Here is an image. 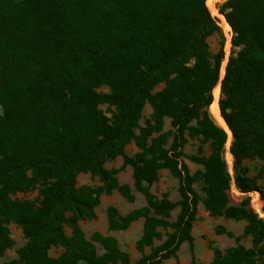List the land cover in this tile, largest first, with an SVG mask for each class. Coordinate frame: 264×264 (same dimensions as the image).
<instances>
[{
  "label": "trees",
  "instance_id": "16d2710c",
  "mask_svg": "<svg viewBox=\"0 0 264 264\" xmlns=\"http://www.w3.org/2000/svg\"><path fill=\"white\" fill-rule=\"evenodd\" d=\"M205 1L0 0V257L13 246L9 224L26 239L5 264H162L183 243L192 253L199 203L213 217L245 221L243 236L251 240L250 248L211 246L210 264H264V220L248 198L230 204L227 134L207 112L224 51L223 44L209 51L207 39L219 28ZM220 11L233 31L218 107L232 134L234 180L241 193L258 191L264 203L246 165L264 161V0H228ZM103 86L107 93L98 91ZM145 104L152 112L140 127ZM165 117L172 131L163 132ZM186 135L200 138L197 154L188 157L201 166L194 173L181 161ZM131 142L138 149L132 158L124 154ZM117 156L131 166L134 189L146 202L125 215L106 210L109 230L144 220L134 263L114 237L96 232L88 240L79 227L94 218L102 194L118 191L133 201L117 181L119 169L104 167ZM162 169L178 179L176 203L149 191ZM81 173L102 185L77 188ZM33 189L34 201L14 198ZM160 229L172 232L154 246ZM215 233L233 237L222 226ZM52 247L62 252L51 257Z\"/></svg>",
  "mask_w": 264,
  "mask_h": 264
},
{
  "label": "rangeland",
  "instance_id": "374dc122",
  "mask_svg": "<svg viewBox=\"0 0 264 264\" xmlns=\"http://www.w3.org/2000/svg\"><path fill=\"white\" fill-rule=\"evenodd\" d=\"M228 1V0H227ZM226 1V2H227ZM220 3V7L224 4ZM206 6V5H205ZM207 43L209 46V51L211 54H216L220 49V45L223 44V51H224V61L222 62L220 74L221 79L223 78V72H225V65L227 59L231 54V49L226 47L225 38L223 33L219 30V33L214 34L213 36L207 39ZM162 88L159 86L154 91H158ZM98 91L107 93L109 90L106 86L100 87ZM220 92V86H219ZM215 93V89H214ZM220 96V93H218ZM217 94V96H218ZM220 98V97H219ZM219 100V99H218ZM100 109L109 116L107 112L106 106H101ZM152 112L151 106L149 104H145L141 118L138 122L140 127L145 126L146 122L149 120L150 114ZM207 112L211 118V120L219 127H222L221 124L216 121L211 113L210 106L207 108ZM221 117V116H220ZM163 132L172 131L173 128L171 126V119L169 117H165L163 120ZM192 125L195 124L193 121ZM222 129L227 134V140L224 147V160L226 163V167L228 169L230 175V186L228 190V197L229 202L231 205L239 204L244 198L249 199V206L252 211L260 218L262 216L264 220V215L256 213L254 207L251 205L250 195L253 192H257L259 197L260 194L258 191H253L249 193H241L235 184L234 180V172H233V158L228 155L227 151V143L230 140V146L232 142V134L231 139L227 130L223 127ZM229 129V128H228ZM230 131V130H229ZM138 133V131H137ZM231 133V132H230ZM187 143L182 148V152L184 157L181 158L183 164H185L191 173H194L198 170H201V166L192 163L188 157L197 154L198 147L200 145V138H189L186 135ZM172 139H169L170 145ZM204 154L207 156L209 154L208 145L205 144L203 146ZM230 151V148H229ZM138 152L137 147L133 142L127 145L124 149V154L127 157L132 158ZM248 167V175L250 177L257 178L258 186L264 190V161L263 160H252L246 162ZM105 169H119L118 174L116 175L117 181L119 185H127L130 189V193L133 196V201H127L118 191H113L110 195L102 194L100 196L99 205L95 209V216L92 219H83L79 221V227L83 231L85 238L90 239V237L94 233H100L102 235H109L116 239L119 248L122 251H125L129 255V260L131 263L137 261L141 254L138 253L135 249V243L139 239L142 234L143 228V219H139L133 222L126 230L121 231H113L109 230L108 228V221L106 210L109 206L115 207L121 215H125L131 212L134 209L141 208L146 205L144 196L136 191L133 186V179H132V168L129 165L123 167V157L117 156L112 160H108L104 164ZM90 186V187H99L102 185L98 177L91 175L90 173H81L76 178V187L80 188L81 186ZM195 191L200 195L201 198L204 197V193L202 192V185L197 183L194 185ZM150 193L156 198L160 199L163 195H166L167 198L171 202H178L180 199L179 195V182L178 179L173 177L168 170L162 169L159 172V178L156 182L149 186ZM38 191L37 189H33L28 193H19L14 196L19 200H28L34 201L37 198ZM261 201V198H260ZM264 203L261 201V206L263 209ZM179 212V208L176 207L171 212V217L169 221H174L176 216ZM217 226L224 227L227 231H230L233 234V237H228L226 235H217L215 233V228ZM245 227V221H235L231 219H225L224 217H213L211 216L203 207L202 203H199L197 206V214L196 220L193 223L192 227V237H193V249L192 253L190 247L187 243H183L175 258L169 259L164 261L162 264H192V256L195 264H210L212 260V249L211 246H216L221 250H225L231 247H235L237 245H242L246 248L251 247V240L249 237L243 236V230ZM10 237L13 240V246L8 249L2 257H0V264H5L12 259L17 257V250L21 248L25 243L26 239L24 238L22 231L19 226L15 224L8 225ZM65 234L67 236L70 235V229L65 226L64 227ZM172 230H162L160 229L161 239L156 240L154 242V246H158L161 244L163 240H165L167 234L171 233ZM98 250V253L101 254L102 250L98 244H94ZM62 250L59 247H52L49 250V255L51 257H57ZM149 253V248L145 249V254Z\"/></svg>",
  "mask_w": 264,
  "mask_h": 264
},
{
  "label": "built area",
  "instance_id": "2783aa9c",
  "mask_svg": "<svg viewBox=\"0 0 264 264\" xmlns=\"http://www.w3.org/2000/svg\"><path fill=\"white\" fill-rule=\"evenodd\" d=\"M226 1L227 0H206L205 5H206V8L210 14L212 21L219 28V30L223 33V36L225 38L226 47H229V49H232L231 41H232V37H233V31H232L230 25L228 24V22L225 18V15L220 11V8H221L220 3H223ZM224 58H225V56H224ZM220 81H221V74L219 76V81L217 84H220ZM212 96H213V101H212V103H213L215 100V97L213 95V91H212ZM217 105H218V102H217ZM250 199H251V205L254 207L256 213H258L259 215L260 214L264 215V211L262 210L261 201H260V197H259L258 193L257 192L251 193ZM260 218L263 219L262 216Z\"/></svg>",
  "mask_w": 264,
  "mask_h": 264
},
{
  "label": "bare ground",
  "instance_id": "6f19581e",
  "mask_svg": "<svg viewBox=\"0 0 264 264\" xmlns=\"http://www.w3.org/2000/svg\"><path fill=\"white\" fill-rule=\"evenodd\" d=\"M223 75H224V72H223ZM219 86H220V84H217L216 87L214 88V89H215V93H214V90H213V95H214V97H215V100H214V102L211 104L210 109H211V113H212L213 118H214L216 121H218V122L221 124V126H222L225 130L228 131L229 136H230V139H231V133H230V131H229V129H228V127H227L225 121L223 120L222 116L220 115L219 108H218V105H217L218 98H219V94H218V93H220V92H219ZM217 94H218V96H217ZM220 116H221V117H220ZM229 148H230V140H229V142L227 143V151H228V155L231 157V154H230Z\"/></svg>",
  "mask_w": 264,
  "mask_h": 264
}]
</instances>
